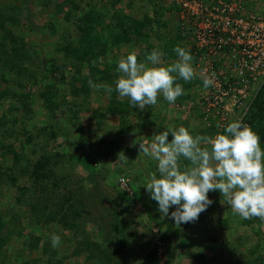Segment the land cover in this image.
Listing matches in <instances>:
<instances>
[{
    "label": "trees",
    "instance_id": "16d2710c",
    "mask_svg": "<svg viewBox=\"0 0 264 264\" xmlns=\"http://www.w3.org/2000/svg\"><path fill=\"white\" fill-rule=\"evenodd\" d=\"M95 1L98 3L94 0H60L53 8L50 0L38 3L42 11L51 8L53 18L47 23H40L41 32L37 35L33 33L34 28L24 26L26 22L20 12L22 9L13 4L6 5V11L0 7V80L5 84V88L0 90V101L7 95L14 101L0 114V156L11 155L13 158L12 164L0 165V190L5 186L13 188L16 192L12 193L15 196L13 203L19 207L18 212L0 208V264L12 260V253L21 259L17 264H63L65 257L74 259L72 264H159L160 241L164 247L162 253L166 255L163 264H215L217 252L213 251L220 248L216 229L228 228L231 224L229 214L224 218L216 216L211 219L202 212L195 222L180 225L175 224L170 215L161 219L156 201L150 198L147 191L144 195L139 193L144 191L149 175L156 172L155 161L147 158V166L138 169L137 172H145L146 175L136 178L138 183H143L142 191L137 190L135 185L133 189L135 196H140L143 213L156 226V233L132 232L130 221L122 217L126 214L124 212L129 211L130 197L124 192L113 194L106 189L109 186L113 188L107 182L110 176H113L110 177L112 182L116 174L123 176L125 170L133 171V159L138 160V141H142L138 133L147 124L162 123L160 119L156 122L158 114L153 111L144 113L132 108L127 98H119L115 90L111 93L105 90V86L115 89L113 71L116 67L111 68L112 64L106 58L114 47L125 44L131 49H138V52L133 49L132 52L136 53L138 62L143 61L152 47L145 31L153 30V22L167 27V22L160 20L162 15L165 12L176 14L180 11L179 7L174 4L159 6L154 10V18L144 14L140 19L123 8L125 2L131 4L132 0ZM54 21L65 25L56 27ZM68 25L73 26L76 34L66 28ZM178 25L180 39L171 37L163 49L168 58H177L173 51L175 43L184 39L181 23ZM58 28L61 29L59 34ZM46 34L47 43L55 47V52L51 54L47 49L40 52V62L35 66L33 47L29 46L27 38L33 44L34 37L43 39ZM69 71L72 76H81L79 84L74 80L68 81L65 89H59L54 77L65 79ZM89 81L97 87H91ZM179 84L184 91L192 85L183 81ZM14 87H22L25 91L18 94ZM32 93L35 104L26 101ZM192 95V92H185L177 100L186 103L187 100H194ZM38 107L44 109L47 116L45 122L40 125L38 121L29 119L33 128L26 130V117ZM110 118L117 120L115 127L108 126ZM233 120L247 123L260 137V146L264 149V86L251 99L246 111L234 112L229 122ZM208 121L209 124H206L199 118L200 128L196 134L212 137L227 125L218 131L214 118H208ZM65 122L72 123L76 128V138L69 144L72 147L65 152L49 149L48 146L63 134ZM20 125L21 131L17 129ZM91 126L97 130L93 140L89 138ZM145 134L147 141L155 136V132ZM20 136H24V142L37 145L39 155H18L12 146L15 143L5 141V138L9 140L12 137V141L20 142ZM75 139L77 142L73 144ZM112 159L118 160L120 165L115 166ZM108 160L111 161L108 167L103 168V161L107 164ZM65 162L73 169L83 166L87 173L77 175L72 181L68 170L57 173L56 167ZM94 163L99 166L98 169L92 166ZM188 164L181 157V167ZM215 192L225 200L218 191ZM217 204L216 201L211 206ZM171 212L172 207L169 209ZM19 219L22 223L12 228L11 225ZM255 220L259 221L258 228L240 234V246L249 249L248 257L241 260L234 256V263L264 264V220L251 218L236 223L247 226ZM8 222L12 224L7 225ZM90 223L94 227L93 232L87 229ZM49 224L58 229L53 231L48 228L49 235L45 236L41 252L33 255L42 237L25 232L22 225L38 228L42 232ZM53 233L63 238L61 243L67 245L69 254L53 249L49 238ZM23 249L29 255L28 260L23 259ZM137 255L142 258L133 261Z\"/></svg>",
    "mask_w": 264,
    "mask_h": 264
},
{
    "label": "clouds",
    "instance_id": "9594fccd",
    "mask_svg": "<svg viewBox=\"0 0 264 264\" xmlns=\"http://www.w3.org/2000/svg\"><path fill=\"white\" fill-rule=\"evenodd\" d=\"M173 51L178 59L171 64H164L162 53L155 48L139 62L136 53H129L117 62L120 77L115 89L105 86V90H115L132 108L154 106L158 97L175 103L185 94L177 77L188 82L196 73L189 48L177 46ZM202 84L205 89L213 86L214 77L203 75ZM89 85L97 87L92 81ZM138 142L139 153L156 162V172L144 186L162 216L170 215L177 225L195 222L213 203L208 193L218 191L234 214L245 220H264V149L260 137L243 120L227 123L212 137L193 135L180 126ZM181 157L189 164L181 167ZM123 186H127L126 180ZM171 207L175 210L169 213ZM50 239L53 247L61 244L58 234H51Z\"/></svg>",
    "mask_w": 264,
    "mask_h": 264
},
{
    "label": "rangeland",
    "instance_id": "374dc122",
    "mask_svg": "<svg viewBox=\"0 0 264 264\" xmlns=\"http://www.w3.org/2000/svg\"><path fill=\"white\" fill-rule=\"evenodd\" d=\"M44 0H0V7L6 11V5L9 6L10 4L16 5V7L22 10H20L24 21L26 22L24 24V26L29 25L31 28H34L35 30L33 31L34 35H37V33L41 32V25L40 23H47V21L51 20L53 18L52 15V9L51 8H47L44 11L41 10V8H38L39 5H37L38 3H42ZM60 0H50L51 2V7L53 8V6L58 3ZM107 1V0H106ZM245 1V5L248 6V8L250 9V11H252L253 13H257V14H264V0H243ZM166 1L164 0H132V3H124L123 8L126 9L128 12H130V14H132V16L134 15L137 18H142L144 16V14H148V16H150L151 18L155 17V12L154 10H157L158 8H160L159 6H169L167 3H165ZM94 3H98V1L94 0ZM11 10V7H8ZM18 11H16L17 13ZM161 21L167 22V27H161L155 24V22H153V30H146V34L148 36L147 41L149 42V44H152L151 47V51L155 48L158 49L161 53H162V61L164 62V64H171L172 62L176 61L178 59L177 58H168L166 57V53L164 52V48L166 47V44H169V39H172L171 37H174V40H178L180 39V28L178 23H181V20L178 17V14H172V12H165L161 19ZM63 25H65L64 23H62ZM59 22L54 21V25L56 27L59 26V28H61ZM58 28V34L59 32H61V29ZM68 30H73V26H67L66 27ZM74 31V30H73ZM75 33V31H74ZM76 34V33H75ZM187 36L184 37V39H182V41L175 43L176 47L177 46H182L185 49L188 48V39H186ZM34 42L33 44L31 43L30 38L29 39V46L33 47L31 49L32 52H34V65L38 66L39 62H40V52H44L46 49V51H48L49 53L53 54L55 52V47L52 45H49V43H47L48 40V34H46L43 39H38L37 37H34ZM43 41V42H41ZM31 43V45H30ZM37 43V44H35ZM41 49H43V51H41ZM133 51H139L138 49H135L134 47L132 48ZM132 49L125 44H121L117 47H114V49L111 51V54L108 58H106V60H108L109 62H111L112 66L111 68H113L114 66H117V62L118 60H120L121 58L126 57L129 53L132 52ZM135 49V50H134ZM110 68V69H111ZM114 76L113 79H115V81L120 77V74L117 73L116 71V67L113 71ZM80 78L81 76H72L71 75V71L66 72V77L61 78L59 76L54 77V82H56V86L59 87V89H65L67 87V82L68 81H73L75 83H77V85L80 82ZM180 81L185 82L184 80L180 79L179 77H177V83H179ZM190 82L192 85L191 87H189L188 91L187 88L185 89V92H192V94L194 95V100H187L186 103L185 102H180L178 100H176L175 103L169 104L168 102L164 101L162 97H158L159 102L158 104L155 106H146L144 109H139V110H143L144 113L148 112V111H153V113L158 114V117L156 119V122L159 121V119L162 121V123H152V124H147V126L145 128H143V130L141 132L138 133V138L142 139V141H147L145 139V136L147 132H155L156 134H159L160 132L166 130L168 127H180L183 126L186 129H188L192 134H196L198 128H200L199 126V118H201L202 121H204L206 124H209L208 122V118H214L215 122H216V129L219 131L222 127H221V122L219 121V119L217 117H213L212 114H209L207 111V109H210V103L207 99V97L209 96V93H207V89H205L203 87L202 84V78H200L198 76V74L195 75V77L191 80L188 81ZM115 84V83H114ZM5 88V84L0 80V90H3ZM8 88V86H7ZM14 89L17 91L18 94H20L21 92H23V90L25 91V89H23L22 87H14ZM34 93V92H33ZM33 93L29 96L28 99H26V101H28L31 104H35V95H33ZM98 93V92H97ZM35 94V93H34ZM192 95V96H193ZM99 102H102L99 101ZM11 103H14L13 99H11L9 97V95H7V97L2 98V100L0 101V114L4 113L6 111L7 106H9ZM185 103V104H184ZM47 117L44 113V109L43 107H38L37 111H35L34 113L32 112L31 115H28L25 119V123H26V130H31L33 128V123L32 121H29V119H34L35 121H38V124L42 125V123L45 122ZM228 119L225 120V122H227ZM77 122V121H76ZM117 120L110 118L109 120V125L110 127H115L117 125ZM64 124V132L61 135L60 138H57L54 142H52V145H49V149L50 148H54L53 150L55 151H59V152H65L66 150L70 149L72 147L71 142H73V139L76 138V128L72 125V123H63ZM224 124V123H222ZM92 125V122H91ZM17 127V126H16ZM21 125L17 128L19 131H21L20 129ZM97 130L95 128V126H91V131H90V135L89 138L90 140H93V136L96 134ZM158 132V133H156ZM24 136H20V142L18 141H12V137H10V139L8 140L7 138H5V141H7L8 143H15L12 144V146L14 147L15 152H17L18 155H21L20 153H22L25 156H34V155H39V148L37 145L33 146L31 143L28 142H24L23 141ZM169 140H171V134L168 137ZM129 142V140H127ZM125 140V142H127ZM77 140H74L73 144H76ZM126 145H128V143H126ZM139 146V145H138ZM47 147V148H48ZM138 160L133 159L135 162L134 167L132 168L133 171H128L125 170L124 175L122 176L126 182H127V186H121L120 184H118V177H120L121 175H117L113 178L112 182L110 180V176L108 181L113 188H111L109 185V188L106 187L107 190H111L110 192H113V194L117 191L119 192H124L128 195V197H130V201H129V211H126L124 213H126L125 215L123 214V219L124 220H129L130 221V230L132 232H138V231H142L144 234H147L148 232H153L156 233L157 232V228L154 225V223L152 222V220H149V218L146 216L145 213H143L142 210V204L140 202V196L138 198V196H135V192H134V187L136 186L137 190L139 189V191H142V186L143 183L140 181L139 183L137 182L136 178H140L145 176V172L139 173L137 172L139 168L143 169V166H147V158L146 156H144L143 153H139V148H138V155H137ZM12 156L11 155H6V156H0V165L1 166H6V165H10L12 164ZM24 160L22 159V162ZM109 162H111L110 160H108V163L106 164L105 161H103V168L104 167H108ZM112 162L115 164V166H119L120 164L118 163V160H113ZM73 164V162H72ZM76 164V163H75ZM156 164V163H155ZM82 165V164H80ZM94 168L98 169L99 166H97L95 163L92 165ZM57 173L58 172H65L66 170H68V174L71 176L69 179L74 181L77 177V175H85L87 172V170L83 167V166H76L74 169L73 167L65 162V164H61L58 165L57 167ZM143 175V176H142ZM132 184V188L130 187V185ZM135 185V186H134ZM145 185V184H144ZM141 189V190H140ZM14 189L11 188L9 189L8 186H5L4 188H2L0 190V208L3 211H9L11 209L13 210H19L18 205H16L15 203H13V199H15V196H12V193H14ZM16 193V192H15ZM14 193V194H15ZM140 195H144L146 194V189H144V191L139 192ZM217 192L212 191L209 193V198L212 199L213 202H218V204L214 207H212L211 205L207 208V210L204 213V216H207L208 218L214 219L216 216H219L220 218H224L227 217L229 214V217L231 218V224H229L227 229H221L220 227L218 229H216V234H217V238H218V242H220V248L217 251H213V252H217L216 255V259L214 261L215 264H237L236 262L234 263L233 260L235 257H239L241 258V260L246 259V257H248V251L249 249L246 248H242V246H240V242L241 239L240 238V234L244 233L246 231H250V229H256L258 228V223L256 220L253 221L252 223H250L247 226H243V225H239L236 222L237 221H242L243 219L237 215L234 214L232 209L227 206L225 204V200L222 199L221 197L216 195ZM213 205V203H212ZM125 208V207H124ZM17 210V212H18ZM131 210V211H130ZM172 211H174V208L172 207ZM167 217L162 216L161 214V219H165ZM20 222L22 223V221L19 219L17 222H14L13 225L12 222H8L6 223L7 225H11L12 228H17L20 224ZM32 227V226H31ZM27 225H22L21 228H23V230L25 232H32L33 234H39L42 237V240L39 241L38 243V248L37 250H34L32 252L33 255H37L38 253L41 252V247L44 245V240H45V236L49 235V229L51 228L53 231H55V229H58L55 225L53 224H49L46 226V229L43 230L42 232H40V230L38 228H31ZM87 229L91 232L94 231V227L93 225L90 223L87 226ZM13 235L10 236V238ZM50 238V237H49ZM63 238H61V242H62ZM51 241V239H50ZM132 241V240H131ZM130 241V242H131ZM132 243V242H131ZM167 243L166 242V248H167ZM170 243V242H169ZM160 247H159V258H160V262L159 264H163L165 261V253H162V251L164 250L163 247V243L160 241ZM66 244H60L58 247H53V249L56 252H63L66 251L65 254H69L66 248ZM69 249V248H68ZM189 251H191V249H188ZM24 260H28L29 259V255H27V253H25L24 249ZM12 260H7L4 264H17L18 261H20L21 259H18L19 256L16 255V253H12ZM235 256V257H234ZM177 257H179L177 255ZM185 257V256H183ZM132 258V255L129 256V259ZM140 258L142 257H138V255L133 258V261H139ZM45 259V257H44ZM74 259H71L70 257H65L63 264H72ZM244 262V261H243ZM243 262H241L243 264ZM264 262V260H263ZM171 264H174V262H172Z\"/></svg>",
    "mask_w": 264,
    "mask_h": 264
},
{
    "label": "built area",
    "instance_id": "2783aa9c",
    "mask_svg": "<svg viewBox=\"0 0 264 264\" xmlns=\"http://www.w3.org/2000/svg\"><path fill=\"white\" fill-rule=\"evenodd\" d=\"M165 1L179 7L195 73L214 77L207 111L223 127L234 112L246 111L264 86V14L246 9L241 0ZM119 182L125 185L123 178Z\"/></svg>",
    "mask_w": 264,
    "mask_h": 264
}]
</instances>
